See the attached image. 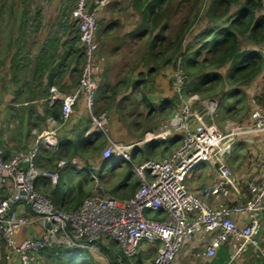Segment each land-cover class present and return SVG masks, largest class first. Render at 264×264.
<instances>
[{
    "label": "built area",
    "instance_id": "1",
    "mask_svg": "<svg viewBox=\"0 0 264 264\" xmlns=\"http://www.w3.org/2000/svg\"><path fill=\"white\" fill-rule=\"evenodd\" d=\"M108 1L77 0L72 11L80 32L84 63L78 86L61 99L62 119L68 120L78 100L84 99L93 126L86 138L107 134L108 115L96 113L95 94L102 72L96 45L98 10ZM182 65L179 58L173 76L174 89L181 100L180 110L158 129L146 133L139 143L167 142L174 138L180 142L162 160L133 165L140 184L133 197L116 198L92 173L94 192L83 199L77 210L60 211L37 189V183L46 178L56 184L61 169L80 165V161L60 160L52 170L37 167L40 147L55 144L51 136H39L27 152L9 156L0 148V234L9 264L43 261L42 251L57 247L85 248L99 254L102 247L109 249L112 243L133 260L132 264H140L136 261L144 244L156 253L149 264H175L184 241L208 237L211 240L200 255L214 257L222 244H228L229 264L241 260L250 247L260 249L264 177L243 181L227 164L226 156L238 143L261 148L264 108H255L244 124L227 121L225 126H217L219 100L197 94L186 97ZM132 147L111 140L103 157L131 161ZM258 158L264 163V150H260ZM204 161L216 166V177L200 192H194L188 188L186 179ZM148 211L162 215L150 218ZM28 229L32 232L25 234ZM262 253L264 256V250Z\"/></svg>",
    "mask_w": 264,
    "mask_h": 264
},
{
    "label": "trees",
    "instance_id": "2",
    "mask_svg": "<svg viewBox=\"0 0 264 264\" xmlns=\"http://www.w3.org/2000/svg\"><path fill=\"white\" fill-rule=\"evenodd\" d=\"M199 1L132 0V6L141 13L142 30L139 36H145L141 46L143 50L139 60L134 61L133 66L128 67L127 75L118 84L111 86H102L101 82L98 84L95 94V110L98 102L102 103V107L96 110L97 114H109L111 111H116L119 121L124 122L127 121L126 114L130 113V117L135 115L133 107L136 106L137 109L144 107L148 111L146 120L149 122L150 129L147 131L156 130V124L153 123L156 118L168 120L181 108V100L173 88L172 76L179 58L182 59V69L186 75L183 89L186 97L197 94L202 98H217L220 102L219 110H225L227 117H235L237 112L243 110L241 107L230 105H241L244 102V96L241 97L242 88L251 86L264 74V53L261 50V47H264V0H209L208 5L204 7L206 10L203 15L207 25L195 33L194 28L199 22V15L202 9L204 10ZM185 9H188L189 13L183 15L182 24L173 32L174 26L171 24V19L177 17L178 13ZM203 19L201 23L204 22ZM75 23L76 21L71 25L75 35L68 42V48L64 47L65 54L60 57L57 42L51 40L36 59L33 73L35 83L32 84V88L24 84L23 90L24 98L27 95L31 100L24 102L25 100L18 99L20 104L28 103L23 108L29 109L31 114L36 113V115H29L28 123L38 131L43 129L48 117L57 120L62 117L60 105L55 106L54 111L45 106L44 116L37 112L43 93L49 96L47 87L40 91L37 90L38 85L42 84L43 75L51 73L50 76H53L54 70V75L57 72L63 74L73 64L71 71L81 75L84 53L80 44L79 28ZM243 40L258 48V51L243 48ZM169 67V85L173 94L170 97L160 98L155 104L150 101L149 94L157 91L156 79L160 72ZM12 72L13 81L18 83L22 72L21 67L14 63ZM22 75L24 79L27 78L25 72ZM257 103L256 108H264V84ZM89 120L92 124L91 117ZM244 121L245 119L241 122L244 123ZM135 124L137 121L133 120L128 126L134 128ZM86 129L87 127L76 134L74 140L59 141L56 147L41 146L36 162L37 167L52 170L56 162L60 160L71 161L77 158L88 163L91 158L102 159L101 146L106 143L105 135L95 134L86 140L84 138ZM179 142V138H174L169 142H149L145 146V152L140 155L138 154L140 151L136 150L131 161L125 163L131 169L133 165L145 160H156L154 158L159 154L169 155ZM63 169L59 171L56 184L42 178L37 188L51 199L58 210L73 212L78 209L84 198L94 192V182L91 176L86 174L89 177L84 176L78 185L64 192L63 188L67 183L70 181L74 183L77 177L72 172L64 174ZM133 172L128 170L117 185L107 190L119 199L133 197L140 186L139 182L133 180ZM104 176L102 171L98 175L101 183L105 180ZM86 184L92 187L90 191H86ZM0 241L4 248L3 264H9L6 260V246L1 234ZM111 245L115 247L113 243ZM108 250L102 247L100 252L108 253ZM41 254L43 261L34 264H48L46 263L48 260H50L49 264H99L93 256L94 253L92 254L85 248L57 247L44 250ZM109 255L110 264H132L133 261L119 249L116 252L110 251ZM143 260V255L140 254L136 262L141 264Z\"/></svg>",
    "mask_w": 264,
    "mask_h": 264
},
{
    "label": "crops",
    "instance_id": "3",
    "mask_svg": "<svg viewBox=\"0 0 264 264\" xmlns=\"http://www.w3.org/2000/svg\"><path fill=\"white\" fill-rule=\"evenodd\" d=\"M33 1L36 3L34 4ZM95 1L93 0V2ZM76 2L77 0H19V3L11 4L8 12L4 14L0 13V148L5 150L9 156L31 150L39 136H51L52 138H50L55 143L53 147H56L61 140H74L76 134L83 131L85 127L87 129L84 138L88 140L86 134L93 130L92 124L89 123L90 114L86 110L85 102L82 98L78 100L74 112L68 120L64 121L62 117L60 120L48 117L41 131L33 128V125L28 123V117L31 112L29 109L23 108L28 103H24L23 105L18 100H25L24 102L31 100L27 95L24 98V84H28L27 87L32 88V84L35 83L33 79L35 61L41 54L42 49L51 40L57 42L59 56L61 57L65 54L64 47L67 46L68 48V42L75 35L71 27L73 23L71 13ZM98 19L96 45L98 57L102 64V72L99 75L98 84L101 82L102 86H111L118 84L127 75L128 67L133 66L132 63L134 61L139 60L143 50L141 46L145 38V36H139V32L142 30L141 13L132 6V0H109L98 10ZM14 63L18 67H21L22 71L19 75L18 83L13 81L12 65ZM73 65L71 68H73ZM71 68L63 74L57 72L54 75V70L52 72L53 76H50L51 73L43 75L42 84L41 86L38 85L37 90L40 91L44 87H47L49 89V96L43 93L41 103L37 107L39 115L44 116L45 106L54 111L55 106L60 105L62 113V97L72 93L80 80V74L71 71ZM169 69L170 67L160 72L155 82L157 91L149 94L150 101L155 104L158 103L160 98L164 97L162 91L166 88L167 82L169 83L170 81ZM24 72L27 77L26 79L22 75ZM100 107H102V103L98 102L96 110L101 109ZM141 108L142 110H146L144 107ZM135 109L133 107V110ZM140 113L142 114L139 108V112L136 110L135 116L137 114L140 115ZM147 113L144 115L146 124L136 120L137 124L134 125V128H130L128 124L131 121H127L128 123L125 121L121 122L118 119L116 111L109 112V130L111 136L122 143L132 145V156L136 150L140 151L138 152L140 155L145 152V146L149 143H139L143 134L150 129L149 122L146 120ZM33 114L36 115V113ZM126 115L129 116L130 113ZM140 132H142L141 135L139 134ZM134 140H139V142L133 144ZM259 146L262 147L260 144ZM260 150L261 148L257 146L251 147L245 143H238L234 146L231 154L226 156V162L230 167L234 168L233 171L236 176L243 181L249 179L245 176H264V166L258 158ZM248 154H253L257 159L256 163L252 159L253 163L251 164L252 170L250 173L247 168L248 165L244 161ZM101 155H103L102 150ZM115 158L120 157L112 156L106 159L102 156V159L99 160L91 158L88 160V163H84L78 159L80 165L72 164L63 169L64 174L72 172L77 177L74 183H71V181L67 183L63 191L66 192L74 185H78L86 174L90 176L92 173L94 174V172L85 171L87 166L94 167L105 164L106 166L104 165V167H107ZM121 159L125 162L127 161L123 158ZM204 162L198 167L196 165L186 179L188 188L194 192H200L203 186L211 183L216 177V166H213L210 162ZM80 166H83L84 169L79 168ZM123 169L124 171H122ZM125 170L124 166H120L116 162L113 163L112 171L109 175V183H113L112 185L110 184V188L121 181L123 175L127 172ZM131 172L133 171L131 170ZM133 180L138 182L134 172ZM91 189L92 187L86 184V191H90ZM215 204L216 202H214ZM161 215L162 213L153 214V216ZM240 219H242V216ZM240 222H243V220ZM30 232H32V229H28L24 233ZM258 238L260 249L250 247L241 260L232 264H264L262 253L264 250V214L261 216ZM210 240V237L206 238V240L196 238L193 242L184 245L177 256L175 264H229L230 247L228 244H222L214 257L200 255ZM152 253H155V251H144L141 255H143V258H149ZM151 261L152 259L144 258L141 264H149Z\"/></svg>",
    "mask_w": 264,
    "mask_h": 264
},
{
    "label": "rangeland",
    "instance_id": "4",
    "mask_svg": "<svg viewBox=\"0 0 264 264\" xmlns=\"http://www.w3.org/2000/svg\"><path fill=\"white\" fill-rule=\"evenodd\" d=\"M17 2L19 3V0H0V13L4 14V13L8 12L9 9H10L11 4H14V3H17ZM38 2H40V1H38ZM192 2H194V0H192ZM199 2L201 4V6L204 8L205 6L208 5L209 0H200ZM33 3L35 4L36 2L33 1ZM205 10H206L205 8H204V10L202 9V13L199 15V22L196 24V26L194 28V32L195 33H197L198 31H200L201 29H203L207 25L206 19H203V15H204ZM187 13H189V10L188 9H185L183 12L178 13L177 17H174V18L171 19V24H172V26H174L173 32L177 28H179V25L182 24L183 19H181V18L183 17V15H185ZM202 19H203L204 22L201 23V20ZM73 22H75V21H73ZM189 39H190V37H189ZM242 47L243 48H248V49H253V50H256V49L258 50V48H256L255 46H252L246 40H243L242 41ZM261 50L264 53V47L263 48L261 47ZM97 57H98V53H97ZM172 76H174V72H173V75ZM263 84H264V74L256 82H254L251 86L242 88L241 97L244 96L243 97L244 102L241 105H239V106L238 105H234V104H233L234 106L233 105H230V106H232V107L237 106V108H240L241 107V108H243V110L242 111L240 110L239 112H237L238 115L236 114L235 117H227L226 114H225V110L224 111H221V109H220L218 111L217 115H216V123H217V126L223 127V126L226 125L227 121L233 122V123H238V124H244L245 122H248L249 117H250V114L256 108V106L258 105L257 98H258V96L261 93ZM173 86H174V84H173ZM162 94H163L164 97H170V96H172V94H173L172 93V89L170 88V85H169L168 82L166 84V88H164V90L162 91ZM134 108H136L135 109V112H136V110H138V112H139V109H137L136 106ZM140 110H141L142 114L140 113V115H138V114L136 116L134 115L132 118H130V116H127V121L130 122V121H132V120L135 119L138 122H142L143 124H146V121L144 120V115L147 113V110H142V108H140ZM233 113H235V111ZM244 119H245L244 123L241 122ZM127 121H125V122L128 123ZM166 121H167V119H162V118H159L156 121H154V123L156 124V129H158L161 126V124L162 123H165ZM109 123H110V115L108 114L107 134H105L106 143L104 144V146L106 145L105 148L108 146V144H109V142L111 140H113V141H115L117 143L129 145L128 143H122L121 141H119V140H117V139H115L114 137L111 136V133H110V130H109ZM148 132H150V131L145 132L144 133V136ZM141 133L142 132H140L139 134L141 135ZM136 134L138 135V133H136ZM138 142H139V140H134V143L133 144L138 143ZM260 145H262L261 149L264 150L263 142L260 143ZM104 146L103 145L101 146L102 153H104V150H105ZM130 152H131V155H132L133 154V151H130ZM167 156H168L167 154L166 155L159 154L154 159H156L158 161V160L164 159ZM252 159L255 160L254 163L257 162V159L254 157L253 154L246 155V160L244 159L245 163L248 165L247 168L249 170V173L252 170V165H251L253 163V160ZM113 161L116 162V163H118L120 166H124V168H126L125 171L130 170V168L127 166V163H125V161H123L121 159V157L120 158H115V159H113ZM113 161H111V163L107 167H104V169H102V165H100V166L96 165L94 167L93 166H87L85 171L86 172H94V174L96 176H98L99 173L102 171L104 173V175H105L104 176L105 182L101 183V181H100V183L103 184L107 189H109L110 186L113 184V183H109V177H110L109 175H110V173L112 171V167H113V163H114ZM202 163H205V162H200L197 165V167L200 166ZM262 164L264 166V163H262ZM133 167L134 166H132V168H131L132 171H133ZM231 168L234 169L233 167H231ZM192 170H191V172H192ZM122 171H124V169ZM239 177H242V176H239ZM245 177H247V178H249L251 180H254V178H256V180H259V179H261L264 176H245ZM107 180H108V182H107ZM187 186H188V184H187ZM155 213H159V212L148 211L147 212V216L150 217V218H155L156 216H153V214H155ZM187 243H189V242H187V241H184L183 242V245H182L180 251L182 250L183 246L186 245ZM108 247H109V250L110 251L114 250V252H116V250H118V248L116 246L113 247L111 244ZM109 250L107 251L108 253H106V252H103V253L100 252L99 254H95V253L94 254L92 253V254H93L94 258L96 260H98L99 264H110L111 257L109 255V252H110ZM150 250H151V248L147 247L146 244H144L142 246V251L143 252L144 251H150ZM180 251H179V253H180ZM155 255H156V253H152L151 256H149V258L148 257H144V258H146V259H153L155 257ZM3 261H4V248H3V245H2V243L0 241V264H3ZM46 263L49 264L50 263V260L46 261Z\"/></svg>",
    "mask_w": 264,
    "mask_h": 264
}]
</instances>
